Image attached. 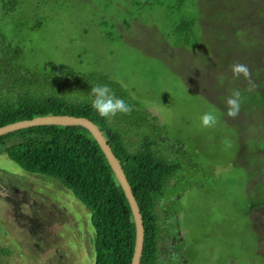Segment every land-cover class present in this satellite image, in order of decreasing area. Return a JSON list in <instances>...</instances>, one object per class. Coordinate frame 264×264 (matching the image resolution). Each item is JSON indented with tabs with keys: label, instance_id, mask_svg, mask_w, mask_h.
I'll list each match as a JSON object with an SVG mask.
<instances>
[{
	"label": "rangeland",
	"instance_id": "374dc122",
	"mask_svg": "<svg viewBox=\"0 0 264 264\" xmlns=\"http://www.w3.org/2000/svg\"><path fill=\"white\" fill-rule=\"evenodd\" d=\"M21 1L3 27L26 66L107 75L155 119L154 137L180 164L155 208L158 264H264V0ZM183 18L199 24L201 43L178 44ZM237 63L247 79L233 77ZM248 85L260 110L241 100L224 115L230 91L244 99ZM210 108L218 122L202 127ZM90 218L59 181L0 150V264H93Z\"/></svg>",
	"mask_w": 264,
	"mask_h": 264
},
{
	"label": "trees",
	"instance_id": "16d2710c",
	"mask_svg": "<svg viewBox=\"0 0 264 264\" xmlns=\"http://www.w3.org/2000/svg\"><path fill=\"white\" fill-rule=\"evenodd\" d=\"M21 2L0 0V127L43 116H71L94 123L118 160L140 210L144 240L139 264H158L155 208L165 198V190L180 164L166 156L161 145L163 138L154 137L155 119L138 111L128 92L107 75L78 74L50 61L40 67L26 66L22 48L13 43L3 27ZM196 26L199 24L195 20L180 19L173 27L178 44L186 47L191 42L201 43L200 29L198 35L194 34ZM35 29L36 26L28 30ZM100 83L108 84L130 105L131 111L101 118L87 99L90 88ZM244 95L243 104L259 111L262 103L257 94L248 87ZM0 150L21 171L59 181L90 212L95 234L93 264H131L135 245L132 213L104 154L87 130L26 128L0 136ZM0 253L9 255L1 248Z\"/></svg>",
	"mask_w": 264,
	"mask_h": 264
},
{
	"label": "water",
	"instance_id": "95a60500",
	"mask_svg": "<svg viewBox=\"0 0 264 264\" xmlns=\"http://www.w3.org/2000/svg\"><path fill=\"white\" fill-rule=\"evenodd\" d=\"M43 126H58V127H82L87 130L90 135L93 137L100 150L104 154L113 174L116 178V181L123 191L131 213L133 217V222L135 225V245L131 264H139L140 255L143 247L144 240V229L142 224V218L138 204L133 196L131 188L128 184V181L124 175V172L114 156L110 146L107 143V140L103 136L102 132L96 127L94 123L85 118H77L71 116H43L35 117L32 119L17 121L13 123L6 124L0 127V136L33 127H43Z\"/></svg>",
	"mask_w": 264,
	"mask_h": 264
},
{
	"label": "clouds",
	"instance_id": "9594fccd",
	"mask_svg": "<svg viewBox=\"0 0 264 264\" xmlns=\"http://www.w3.org/2000/svg\"><path fill=\"white\" fill-rule=\"evenodd\" d=\"M230 71L233 77H241L247 79L249 77V69L244 64H234ZM90 107L101 117L111 118L117 114H127L131 111L130 105L121 97L117 96L108 84L100 83L93 85L87 95ZM241 92L238 89L230 91L229 95L224 99L226 111L224 115L235 117L241 107ZM219 119L218 111L215 108L203 112L199 116V124L202 127H212Z\"/></svg>",
	"mask_w": 264,
	"mask_h": 264
},
{
	"label": "flooded vegetation",
	"instance_id": "af4514ba",
	"mask_svg": "<svg viewBox=\"0 0 264 264\" xmlns=\"http://www.w3.org/2000/svg\"><path fill=\"white\" fill-rule=\"evenodd\" d=\"M243 86H245V84L243 85ZM250 85H248V87H249ZM251 87V86H250ZM252 89V88H251ZM257 90V93H258V89H256ZM247 91H248V88H247ZM253 91V90H252ZM263 96H264V94H263ZM249 99V98H248ZM263 99H264V97H263ZM262 107V106H261Z\"/></svg>",
	"mask_w": 264,
	"mask_h": 264
}]
</instances>
